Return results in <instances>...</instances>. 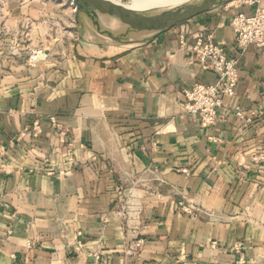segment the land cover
Here are the masks:
<instances>
[{"label":"crops","instance_id":"0c3cea01","mask_svg":"<svg viewBox=\"0 0 264 264\" xmlns=\"http://www.w3.org/2000/svg\"><path fill=\"white\" fill-rule=\"evenodd\" d=\"M58 7L0 0V264H264L261 50L240 57L215 124L180 104L215 80L199 32L237 55L239 9L120 44L49 38Z\"/></svg>","mask_w":264,"mask_h":264},{"label":"built area","instance_id":"2783aa9c","mask_svg":"<svg viewBox=\"0 0 264 264\" xmlns=\"http://www.w3.org/2000/svg\"><path fill=\"white\" fill-rule=\"evenodd\" d=\"M226 5L239 9L231 19L237 55H229L224 46L213 41L211 34L199 32L191 50L201 67L215 74V80L211 83H196L180 92L183 110L197 116L202 126L215 124L223 98L234 94L239 80L238 61L246 49L254 45L264 57V0H229ZM244 5L254 6L253 12L246 14L241 11ZM236 114L241 115V110L237 109ZM253 159H264V156L259 154ZM182 171L186 173L187 169ZM181 206L185 212H193L192 206ZM143 243L142 238H137L128 245L126 252L129 255L136 254Z\"/></svg>","mask_w":264,"mask_h":264},{"label":"water","instance_id":"95a60500","mask_svg":"<svg viewBox=\"0 0 264 264\" xmlns=\"http://www.w3.org/2000/svg\"><path fill=\"white\" fill-rule=\"evenodd\" d=\"M229 0H191L128 16H115L95 8L89 0H74L81 31L108 43L146 42L176 24Z\"/></svg>","mask_w":264,"mask_h":264},{"label":"rangeland","instance_id":"374dc122","mask_svg":"<svg viewBox=\"0 0 264 264\" xmlns=\"http://www.w3.org/2000/svg\"><path fill=\"white\" fill-rule=\"evenodd\" d=\"M49 2L50 5L59 6L60 10H63L61 13V18H59V23H51L49 29V38L56 37V38H65L72 36L70 38L76 37H86L95 39L85 32L81 31L79 28L78 21L75 15V5L74 0H46ZM90 1V0H89ZM95 8L103 10L95 0H91ZM119 2H127V0H116ZM105 11V10H103ZM106 12V11H105Z\"/></svg>","mask_w":264,"mask_h":264},{"label":"bare ground","instance_id":"6f19581e","mask_svg":"<svg viewBox=\"0 0 264 264\" xmlns=\"http://www.w3.org/2000/svg\"><path fill=\"white\" fill-rule=\"evenodd\" d=\"M95 1L109 14L115 16H128L131 14L151 11L157 8L182 4L191 0H127V2H119L116 0ZM89 2L92 6L96 7L91 0Z\"/></svg>","mask_w":264,"mask_h":264}]
</instances>
